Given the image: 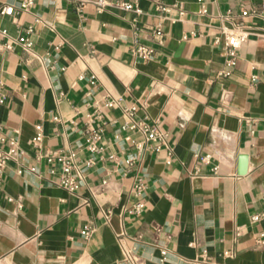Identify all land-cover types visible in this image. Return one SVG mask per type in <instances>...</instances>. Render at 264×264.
<instances>
[{
  "label": "crops",
  "instance_id": "0c3cea01",
  "mask_svg": "<svg viewBox=\"0 0 264 264\" xmlns=\"http://www.w3.org/2000/svg\"><path fill=\"white\" fill-rule=\"evenodd\" d=\"M23 1L0 0V41L31 27L33 42L0 52V150L16 139L22 152L0 183V264H264V20L233 66L217 42L264 0H107L136 3V23L94 0L83 17L77 0ZM137 45L151 55L136 56ZM113 99L168 134L170 163L165 146L124 128ZM90 126L103 133L98 152L85 144ZM48 151L75 153L78 190L55 183L61 166ZM139 199L144 212L130 214Z\"/></svg>",
  "mask_w": 264,
  "mask_h": 264
},
{
  "label": "built area",
  "instance_id": "2783aa9c",
  "mask_svg": "<svg viewBox=\"0 0 264 264\" xmlns=\"http://www.w3.org/2000/svg\"><path fill=\"white\" fill-rule=\"evenodd\" d=\"M78 2V10L81 13V16H84V9L87 0H77ZM95 4L99 9H105L111 6L120 7L126 11H130L134 14L133 22L136 23L138 21V17L142 13L141 8L134 2L129 1H107V0H94ZM34 4V0H24L22 3L23 10H29V8ZM159 9L164 12L170 11V7L168 5H160ZM179 10V18L181 19L185 14V11L182 5H178ZM205 12L206 9H203ZM12 9H3L2 13H11ZM178 19H172L176 21ZM257 20H264V2L258 5H255L252 8L242 9L240 13V19L234 23L231 27L223 26L222 27V34L217 39V42L223 38V49L221 50V55L224 57L225 62L229 66H233L236 63V59L238 56V51L242 47L244 43H246L251 34L253 29V22ZM32 32V28L30 27L27 30L26 35L20 36L18 38H11L7 32L1 31L2 37H8L7 41H0V52L2 51H11L15 45H22L25 50L31 51L33 48V42L27 34ZM133 52L136 56L141 58H148L151 53L152 49L144 45H137L133 48ZM109 107H117L120 106L123 109L124 115L128 118L124 128L131 129L137 132L142 133L145 136V144L147 143H156L157 150H160L161 147L165 146L169 150V156L167 162H171L170 156L172 155V148L168 144V134L162 130L158 123H150L145 119H139L136 117V106H122L121 99H113L107 102ZM102 115L100 113L89 115L88 123L94 124L97 119H101ZM57 119V118H56ZM1 130V125H0ZM36 134L33 138L34 145L37 146L39 149L42 147V128L41 125H37L36 127ZM102 131L99 128L95 127H88L86 129V147L92 152H98L100 150V141L102 139ZM4 140V139H0ZM144 144V145H145ZM11 147L8 150H0V183L3 178L5 167L9 160H17L22 152L18 147V142L16 139L10 140ZM143 143L139 142L136 144L137 148L141 149L144 146ZM46 158L49 163L58 162L61 166L60 177L55 182L59 186L66 188L70 191H76L80 187V181L76 178L73 174V162L72 158L75 156V153L72 152L70 154H63L58 151H48L43 154H40ZM211 159V155H206L201 157L203 162L209 163ZM132 161V160H131ZM214 172L217 173V167L214 168ZM134 190L138 195H141L145 190V184L142 179H137L134 184ZM145 210V202L144 199H139L135 202L128 212L132 215L139 216ZM260 215L253 216V221H259ZM94 229L87 228L83 231V234L86 238L91 237L93 234ZM257 243L260 246H264V234H262L258 239ZM167 254L166 250L162 251V257H165ZM129 260L132 264H138L139 259L138 257L130 256ZM147 264V263H145Z\"/></svg>",
  "mask_w": 264,
  "mask_h": 264
}]
</instances>
